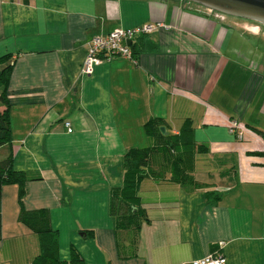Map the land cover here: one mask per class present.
<instances>
[{
	"label": "crops",
	"instance_id": "obj_1",
	"mask_svg": "<svg viewBox=\"0 0 264 264\" xmlns=\"http://www.w3.org/2000/svg\"><path fill=\"white\" fill-rule=\"evenodd\" d=\"M147 23L161 25L134 36L131 58L82 75L93 37ZM243 25L187 0H0V56L12 55L8 90L21 100L0 161L11 152L15 171L40 177L23 208L48 212L61 262L73 248L85 264H264V50L234 34ZM151 119L192 143L173 154L192 161L195 184L167 169L145 178L137 201L148 222L119 230L111 196L124 155L161 140L146 134ZM17 195L2 188L0 264H35L47 237L19 222Z\"/></svg>",
	"mask_w": 264,
	"mask_h": 264
},
{
	"label": "trees",
	"instance_id": "obj_2",
	"mask_svg": "<svg viewBox=\"0 0 264 264\" xmlns=\"http://www.w3.org/2000/svg\"><path fill=\"white\" fill-rule=\"evenodd\" d=\"M11 57L12 55L9 53L0 56V107H4V109L0 108V147L11 142L9 111L10 107L21 101L19 98L10 97L12 93L8 90L13 67ZM159 126L158 120L151 119L145 124V131L149 139L159 137L161 140L153 146L144 147V149H131L123 157V185L113 191L110 202V213L116 217L115 227L119 230L138 232L142 224L148 222L145 212L139 207L137 201L140 184L145 178L162 176L164 170L167 169L174 183L192 187L195 184L191 175L192 161L188 167L185 159L173 154L176 147L192 143L180 135L161 134ZM258 133L264 138L263 131H258ZM38 180H40L39 176L13 169L11 152L0 161V240L2 188L15 185L18 188L19 222L35 234L47 237L41 243L40 254L35 259V264H65L58 257V236L50 227L48 212L45 210L27 212L23 208L27 184ZM207 198L209 203H216L219 196L208 193ZM68 264H85V262L72 248Z\"/></svg>",
	"mask_w": 264,
	"mask_h": 264
},
{
	"label": "built area",
	"instance_id": "obj_3",
	"mask_svg": "<svg viewBox=\"0 0 264 264\" xmlns=\"http://www.w3.org/2000/svg\"><path fill=\"white\" fill-rule=\"evenodd\" d=\"M161 24H142L132 28H117L103 36H95L89 42L87 56L84 60L81 73L89 75L95 66L104 61H109L116 56L131 58L132 52L129 43L136 34H146L155 30ZM67 132H72V126L69 121H64ZM230 131L236 133L237 137L242 138L244 127L236 120H231L229 125ZM191 264H226L222 256H208L202 260L193 261Z\"/></svg>",
	"mask_w": 264,
	"mask_h": 264
},
{
	"label": "water",
	"instance_id": "obj_4",
	"mask_svg": "<svg viewBox=\"0 0 264 264\" xmlns=\"http://www.w3.org/2000/svg\"><path fill=\"white\" fill-rule=\"evenodd\" d=\"M222 15L250 19L264 25V0H187ZM166 134L164 126L159 128Z\"/></svg>",
	"mask_w": 264,
	"mask_h": 264
},
{
	"label": "rangeland",
	"instance_id": "obj_5",
	"mask_svg": "<svg viewBox=\"0 0 264 264\" xmlns=\"http://www.w3.org/2000/svg\"><path fill=\"white\" fill-rule=\"evenodd\" d=\"M237 20L240 21H246V22H250V23H255L258 26H260V28H262L264 30V26L262 24H260L259 22L250 20V19H244V18H239L236 17ZM234 34H243L244 36H247L249 43L247 44L248 47L252 48H258V50L261 52V50H264V38L262 36H257V35H250L249 32H247L246 30L241 31V29L234 27ZM246 38V37H244ZM246 38V39H247ZM246 43V42H245ZM253 57V56H252ZM131 248L129 247L127 251H130Z\"/></svg>",
	"mask_w": 264,
	"mask_h": 264
},
{
	"label": "flooded vegetation",
	"instance_id": "obj_6",
	"mask_svg": "<svg viewBox=\"0 0 264 264\" xmlns=\"http://www.w3.org/2000/svg\"><path fill=\"white\" fill-rule=\"evenodd\" d=\"M208 10H209V9H208ZM210 11H211V10H210ZM211 12L217 14V15L219 16V18H223L224 16H228V15H222V14L217 13V12H215V11H211ZM231 17L236 19V17H233V16H231ZM239 21H240V20H239ZM240 22H242V21H240ZM242 23H244V25H243V28H244V29L250 31L251 33H257V34H259V35H263V36H264V30H263L262 28H260V26H258L257 24H255V23H250V22H246V21H243ZM260 24H261V23H260ZM262 25H263V24H262ZM263 26H264V25H263Z\"/></svg>",
	"mask_w": 264,
	"mask_h": 264
}]
</instances>
